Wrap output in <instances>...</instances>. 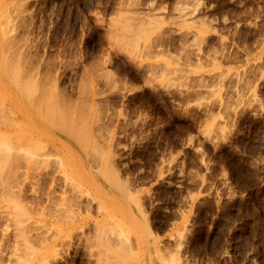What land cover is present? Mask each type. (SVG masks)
I'll return each mask as SVG.
<instances>
[{"label": "rangeland", "instance_id": "obj_1", "mask_svg": "<svg viewBox=\"0 0 264 264\" xmlns=\"http://www.w3.org/2000/svg\"><path fill=\"white\" fill-rule=\"evenodd\" d=\"M0 264H264V0H0Z\"/></svg>", "mask_w": 264, "mask_h": 264}, {"label": "bare ground", "instance_id": "obj_2", "mask_svg": "<svg viewBox=\"0 0 264 264\" xmlns=\"http://www.w3.org/2000/svg\"><path fill=\"white\" fill-rule=\"evenodd\" d=\"M10 77V76H9ZM56 99V98H55ZM54 112V111H53ZM48 115V114H47ZM48 118V117H47ZM59 118V117H58ZM45 119H46V117H45ZM57 119V118H56ZM63 119V118H62ZM59 120V119H58ZM57 120V121H58ZM48 121H49V119H48ZM47 122V121H46ZM61 123H63V122H61ZM67 132H68V130H67ZM81 132V131H80Z\"/></svg>", "mask_w": 264, "mask_h": 264}]
</instances>
